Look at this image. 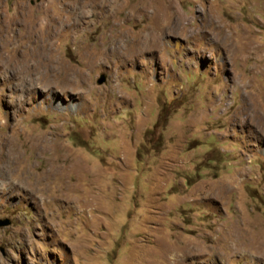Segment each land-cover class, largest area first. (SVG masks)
<instances>
[{"label": "rangeland", "instance_id": "rangeland-1", "mask_svg": "<svg viewBox=\"0 0 264 264\" xmlns=\"http://www.w3.org/2000/svg\"><path fill=\"white\" fill-rule=\"evenodd\" d=\"M0 221V264H264V0H0Z\"/></svg>", "mask_w": 264, "mask_h": 264}, {"label": "water", "instance_id": "water-1", "mask_svg": "<svg viewBox=\"0 0 264 264\" xmlns=\"http://www.w3.org/2000/svg\"><path fill=\"white\" fill-rule=\"evenodd\" d=\"M105 82V78H101L98 83L99 84H103ZM9 225V222L8 221H0V228L1 227H6Z\"/></svg>", "mask_w": 264, "mask_h": 264}, {"label": "bare ground", "instance_id": "bare-ground-1", "mask_svg": "<svg viewBox=\"0 0 264 264\" xmlns=\"http://www.w3.org/2000/svg\"><path fill=\"white\" fill-rule=\"evenodd\" d=\"M38 68V67H37ZM4 159V158H3ZM11 159H10V157H7V162H10L11 163V161H10ZM5 164H7V163H5ZM2 172V171H1ZM262 248H263V246H262Z\"/></svg>", "mask_w": 264, "mask_h": 264}]
</instances>
